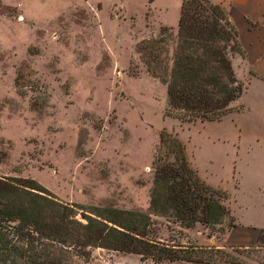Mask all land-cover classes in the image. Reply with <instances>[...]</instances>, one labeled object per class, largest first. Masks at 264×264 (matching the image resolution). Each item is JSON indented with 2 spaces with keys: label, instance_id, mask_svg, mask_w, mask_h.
<instances>
[{
  "label": "rangeland",
  "instance_id": "1",
  "mask_svg": "<svg viewBox=\"0 0 264 264\" xmlns=\"http://www.w3.org/2000/svg\"><path fill=\"white\" fill-rule=\"evenodd\" d=\"M179 1L0 0V176L33 179L62 201L82 205L81 220L91 206L146 211L152 153L165 127L178 132L207 182L231 189L229 145L207 139V128L197 123L164 116L165 86L136 54L140 39L166 25L162 20L174 22ZM214 1L238 27L235 3ZM153 219L160 241L213 245L233 258L264 262L263 249L223 248L214 238L218 226L197 223L179 232ZM90 252L81 264H208Z\"/></svg>",
  "mask_w": 264,
  "mask_h": 264
},
{
  "label": "trees",
  "instance_id": "2",
  "mask_svg": "<svg viewBox=\"0 0 264 264\" xmlns=\"http://www.w3.org/2000/svg\"><path fill=\"white\" fill-rule=\"evenodd\" d=\"M136 54L165 86L164 116L179 123L220 119L245 88L232 65L242 54L236 28L214 0H180L176 28L161 25L158 34L139 40ZM20 77L18 71L15 84ZM151 169L146 211L91 206L80 212L82 220V205L62 201L33 179L0 176V264H81L94 248L155 263L242 262L213 245L157 239L154 217L179 232L197 223L218 226L217 240L235 225L229 193L201 178L176 130H159Z\"/></svg>",
  "mask_w": 264,
  "mask_h": 264
},
{
  "label": "crops",
  "instance_id": "3",
  "mask_svg": "<svg viewBox=\"0 0 264 264\" xmlns=\"http://www.w3.org/2000/svg\"><path fill=\"white\" fill-rule=\"evenodd\" d=\"M230 1L237 8L239 26L235 28L242 48V54H237L240 66H234L235 56L232 65L245 88L232 102L234 108L220 119L192 125L197 123L207 128L206 136L210 141L229 145L225 156H229L228 162L233 169L232 188L208 182L227 190L228 206L235 222L217 241L223 248L236 252L239 249L264 250V0ZM177 5L178 18L180 1ZM177 18L173 23L164 20L162 23L175 27ZM231 203L238 205L239 213H235ZM249 260L228 264H264Z\"/></svg>",
  "mask_w": 264,
  "mask_h": 264
}]
</instances>
